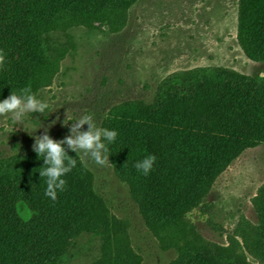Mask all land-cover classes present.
I'll return each instance as SVG.
<instances>
[{"label":"rangeland","instance_id":"1","mask_svg":"<svg viewBox=\"0 0 264 264\" xmlns=\"http://www.w3.org/2000/svg\"><path fill=\"white\" fill-rule=\"evenodd\" d=\"M240 5L241 0H129L91 18H62L47 26L41 37L51 56L44 71L35 69L30 88L50 108L27 113L16 125L0 114V163L16 157L15 165H22L45 135L64 141L85 113L98 130L118 110L150 106L163 85L182 75L226 70L230 78L257 82L264 64L240 45ZM76 130L88 131L89 125ZM63 147L68 157L83 159L75 168L88 186L90 217L76 236L62 241L56 264H175L184 252L206 248L226 250L242 264H264L253 244L264 143L245 148L166 225L148 221L132 180L109 157L99 165L90 152ZM17 211L29 217L24 205Z\"/></svg>","mask_w":264,"mask_h":264},{"label":"trees","instance_id":"2","mask_svg":"<svg viewBox=\"0 0 264 264\" xmlns=\"http://www.w3.org/2000/svg\"><path fill=\"white\" fill-rule=\"evenodd\" d=\"M129 0H0V99L30 88L34 71H44L50 50L44 28L59 19H85ZM238 40L246 54L264 64V0H241ZM173 79L154 103H137L113 113L103 128L115 130L108 155L128 176L151 223L166 225L186 203L248 147L264 143V85L230 78L226 70ZM178 78V76H176ZM154 155L148 175L134 163ZM0 163V264H56L59 247L90 217V193L73 168L55 201L44 195L36 152L22 165ZM66 163V162H65ZM24 205L29 217L17 211ZM258 215L255 251L264 260V187L254 200ZM175 264H242L223 249L184 252Z\"/></svg>","mask_w":264,"mask_h":264},{"label":"clouds","instance_id":"3","mask_svg":"<svg viewBox=\"0 0 264 264\" xmlns=\"http://www.w3.org/2000/svg\"><path fill=\"white\" fill-rule=\"evenodd\" d=\"M3 61V54L0 53V64ZM261 81H264V70L260 71L257 76V82ZM49 108V103L40 99L31 88H22L19 91L11 90L7 98L0 99V114H7L11 125L22 124L27 113L45 114ZM92 118L91 114L85 113L76 122V127L72 129V136L65 138L64 141L55 142L47 135L36 141L34 151L37 157L45 159L46 164L49 165L38 171L41 177L46 178L44 180L46 185L44 195L53 201L57 198L58 191L56 189L64 190L66 181L61 177L75 168L78 160L83 163V159L80 157L77 159L68 157L63 147L64 144H67L71 151H76L79 148L90 152L91 160L96 164L108 163V145L115 142L117 133L108 128L93 130L94 126L90 123ZM31 120L33 119L31 118ZM86 124L89 125V130L78 133L76 129ZM38 127L35 128V131ZM73 136L74 138H72ZM155 159L154 155H148L135 162L133 167L137 172L146 176L152 169Z\"/></svg>","mask_w":264,"mask_h":264}]
</instances>
